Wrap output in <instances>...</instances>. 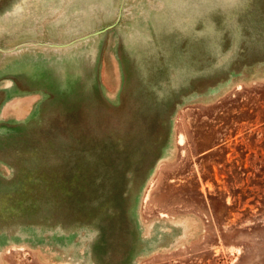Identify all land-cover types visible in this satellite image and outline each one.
I'll return each instance as SVG.
<instances>
[{
	"label": "rangeland",
	"instance_id": "obj_1",
	"mask_svg": "<svg viewBox=\"0 0 264 264\" xmlns=\"http://www.w3.org/2000/svg\"><path fill=\"white\" fill-rule=\"evenodd\" d=\"M0 264H264V0H0Z\"/></svg>",
	"mask_w": 264,
	"mask_h": 264
}]
</instances>
